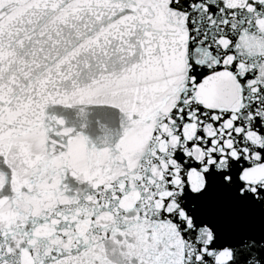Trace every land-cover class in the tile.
Listing matches in <instances>:
<instances>
[{"label": "snow or ice", "instance_id": "snow-or-ice-1", "mask_svg": "<svg viewBox=\"0 0 264 264\" xmlns=\"http://www.w3.org/2000/svg\"><path fill=\"white\" fill-rule=\"evenodd\" d=\"M0 264H264V0H0Z\"/></svg>", "mask_w": 264, "mask_h": 264}]
</instances>
